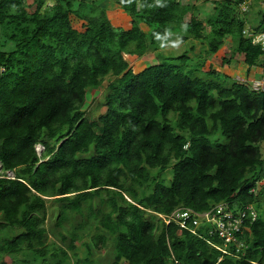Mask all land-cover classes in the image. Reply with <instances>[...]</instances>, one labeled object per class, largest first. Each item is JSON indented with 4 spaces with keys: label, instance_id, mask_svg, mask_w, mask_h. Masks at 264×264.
I'll return each mask as SVG.
<instances>
[{
    "label": "trees",
    "instance_id": "obj_1",
    "mask_svg": "<svg viewBox=\"0 0 264 264\" xmlns=\"http://www.w3.org/2000/svg\"><path fill=\"white\" fill-rule=\"evenodd\" d=\"M24 1L0 0V29L12 45L0 46V163L14 173L0 177V234L19 231L0 239V264L6 255L16 264L29 256L68 264L65 249L44 243L48 200L59 204L60 221L72 215L69 248L90 226L111 236L109 264H264V91L226 85L230 73L194 62L196 45L177 57L159 52L158 63L137 74L126 59L160 50L177 30L183 41L209 43L212 54L229 36L248 70L264 69L262 50L243 35L241 0L219 1L206 19L209 33L193 15L196 7L179 0H112L130 30L112 27L99 0H41L33 15ZM259 13L256 31L264 30ZM231 62L223 58V65ZM107 77L106 112L94 119L84 110L87 90ZM171 164L168 186L160 177ZM221 203L257 208L242 259L215 248L223 241L204 227L180 232L175 223L146 218ZM94 240L107 245L106 236Z\"/></svg>",
    "mask_w": 264,
    "mask_h": 264
},
{
    "label": "rangeland",
    "instance_id": "obj_2",
    "mask_svg": "<svg viewBox=\"0 0 264 264\" xmlns=\"http://www.w3.org/2000/svg\"><path fill=\"white\" fill-rule=\"evenodd\" d=\"M41 0H25L24 4L26 6V10L29 14H34L39 9V5ZM47 6H51L55 3V0H43ZM182 4H188L190 7H196V13L193 15H198V18L204 22L206 25V33L210 32V27L206 22L207 18L213 17L214 15V7L216 5H220L219 1L223 0H179ZM261 0H250L252 4L249 5L247 11L237 8L236 11L240 16L234 12L230 13L233 17L236 15L242 18L245 21V24L256 28L259 25L260 21V13L264 11V7L260 5ZM218 3V4H216ZM97 6L106 9L108 17L110 19L112 27L115 29L121 30H130L132 25L130 23V19L127 15L122 11V9L117 6L112 0H99L97 2ZM216 8V7H215ZM242 15V17H241ZM191 14L187 15L186 18L189 20ZM72 23L78 29H81V23L76 20L74 16H72ZM177 30H174L173 33H170L167 38H163L161 41L165 42L160 46V50L155 51L150 48L143 56L133 55L127 56V62L129 64L130 69L135 73H140L146 68L156 65L158 63V54L161 52L162 55L177 57L183 54L185 51L190 50L191 47L196 45L193 54L189 55L192 57L195 63H202L205 61V69L209 65H213L217 67V69H221L222 72H228L232 75V80H228V86H231L234 82L245 83L250 85V87L259 91L264 88V69L262 67H252L248 70L246 65L244 64V56L235 52V43L232 41L231 37H226L224 39L223 45L218 50V52L212 54L209 53V43H200V41H196L193 37H189L186 41L180 39V33H176ZM170 40V41H169ZM174 40V42L172 41ZM5 46L7 50L11 49V44L3 34L0 29V46ZM223 58H227L229 61H232L230 66L223 65ZM111 77H107L105 82L99 86L94 88H89L87 90V99L84 106V110L87 116H91L94 119H97L100 115L106 112L105 106V96L107 93V85L111 80ZM264 91V90H263ZM42 145L36 146V153L38 156H41L43 152ZM261 153L264 157V142L260 145ZM1 166V163H0ZM0 176H6L7 178H14V173L12 171H4L3 168L0 170ZM174 178V165L171 164L166 171L161 174L160 180L164 182V184L170 186L172 184ZM264 183V182H263ZM100 207H103L102 205ZM105 208V207H103ZM59 204L55 202V200L47 201V218L44 223H41V228L43 229V239L45 246L49 244H54L56 246L62 247L69 254L68 264H109L114 260V242L111 239V236L105 230H97L94 226H90L89 233L83 236V238L76 240L74 242V247L69 248L70 239L75 229V226L72 215H69V218L66 220H59ZM261 213L264 214V203L262 204V208L260 207ZM87 212V211H84ZM165 217V216H164ZM146 218L157 224L159 219H162L158 213L150 211ZM93 221L91 222V224ZM19 231H4L0 234V239H8L12 237L15 233ZM97 236H106L107 237V245L102 247V240L98 242V247L95 246V238ZM64 237L66 240H64ZM87 244L91 246V252L89 251ZM37 247V246H36ZM90 252V253H89ZM17 259H21L22 256H16ZM89 261V262H88ZM35 258L32 256L28 257V260H25V264H39ZM1 263L4 264H16L13 259L9 256H5ZM122 264H126L122 261Z\"/></svg>",
    "mask_w": 264,
    "mask_h": 264
},
{
    "label": "built area",
    "instance_id": "obj_3",
    "mask_svg": "<svg viewBox=\"0 0 264 264\" xmlns=\"http://www.w3.org/2000/svg\"><path fill=\"white\" fill-rule=\"evenodd\" d=\"M250 4H252L250 0H241L238 7L247 11ZM260 5L264 7V0L260 1ZM243 35L250 39L253 45L260 47L262 50L261 60L264 61V30L256 31L245 25ZM226 208L227 203H221L206 212L186 209L177 211L170 216H159L167 225L171 223L177 224L180 227V232L187 230L196 234L199 228L204 227L209 235H217L223 241L222 246L213 245L215 248L226 255L242 259L249 249V245L242 239L244 231L249 229L247 223L252 224L258 219L257 208L249 204L236 210H226Z\"/></svg>",
    "mask_w": 264,
    "mask_h": 264
},
{
    "label": "clouds",
    "instance_id": "obj_4",
    "mask_svg": "<svg viewBox=\"0 0 264 264\" xmlns=\"http://www.w3.org/2000/svg\"><path fill=\"white\" fill-rule=\"evenodd\" d=\"M248 26V25H247ZM250 27V26H249ZM252 28V27H251ZM252 29H254V28H252ZM261 59V58H260ZM1 168H2V165L0 166V170H1ZM0 177H3V176H0Z\"/></svg>",
    "mask_w": 264,
    "mask_h": 264
}]
</instances>
